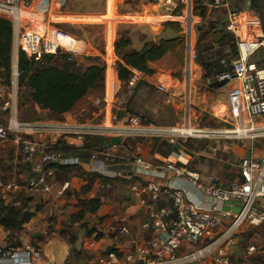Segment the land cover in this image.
<instances>
[{
	"label": "built area",
	"instance_id": "obj_1",
	"mask_svg": "<svg viewBox=\"0 0 264 264\" xmlns=\"http://www.w3.org/2000/svg\"><path fill=\"white\" fill-rule=\"evenodd\" d=\"M189 1L154 0V6L164 13L167 22H172L169 21L171 18H183V21L187 22L190 18L192 20L190 10L189 18H186L185 14L183 17L174 16V12L179 6H182V9L185 6L188 7ZM250 1L245 0V6L237 10L230 8L229 0H212L209 4H205L208 8L226 10L223 31L236 41L238 55L230 59L228 70H224L226 64L225 61H221L220 65L224 69L205 77L202 82L207 87L234 81L238 83L237 87L230 89L226 94L228 112L226 122L233 126L230 122L239 124L243 121L246 128L242 129L244 135L240 136L234 132L236 130L234 128V130L191 131V124L188 120L186 125L160 126L139 115H131L120 126H117L114 123L115 117L112 110L119 87L110 97L113 100L111 107H109L105 92L102 108L104 113L97 124L79 123L53 129L35 122L21 120L18 108L19 52L38 65L43 63L45 57H53L54 60L64 59L68 64L78 63L79 66L82 63L78 61L77 56H80L82 48L87 49V46L55 26L54 21L45 18V9L52 7L51 0H0V18L8 21L12 30L9 77L7 81L0 77V142L12 143L20 162L34 176L29 177L27 189L42 187L43 192H48L49 187L45 181L52 175L50 166L55 163L63 167L80 165V159L63 157L60 154L58 149L61 146H58L57 142L62 139L67 142V145L69 143L75 147L83 146L86 138L98 137L106 140L90 157L92 161H100L102 158L103 163L109 157L108 145L111 137L156 139L166 142L169 146H175L178 142L187 141L193 137L204 140L264 138V127L253 123V119L263 117L264 120V67L249 62V59L259 50L264 51V38H253L244 28L247 17L259 18L258 14L250 8ZM190 3L191 1L189 5ZM80 42L83 44L82 48L77 46ZM187 46H189V55L192 52L190 43ZM192 57L195 59L196 55ZM103 60L106 64L105 70L110 67L115 73L114 61L109 64L104 58ZM187 68L189 70V67ZM140 82V74L136 70H130L124 85L130 91ZM175 87L167 88L164 83H161L154 86V89L158 93L173 98L170 90ZM49 132L56 133L55 142L51 143V140L46 138L45 134ZM132 165L139 173L144 174L151 171L150 164L140 158H135ZM166 169L171 170L176 177L185 176L200 197L212 202V208L203 209L197 201L180 188L157 187L151 183L138 189L132 188L133 192L147 198V206L151 209L160 198L168 200L169 205L150 213L151 222L147 228L154 234V237L120 255L115 251H106L99 256L97 264H194L209 255H213L214 264H228L226 252L229 247L239 243L240 238H237V235L240 229L245 225L250 228L264 227V157L248 155L239 159L238 178L226 184H219L213 177H209L207 184H203L196 173L177 169L171 165L166 166ZM67 187L66 183L62 189ZM23 190L24 188L14 181L0 180L2 200H5L6 196L11 195L12 197ZM226 203H229V210L223 211L222 207ZM14 204L18 205L17 202ZM233 209L239 212L234 213ZM119 232L125 235L127 229L121 228ZM92 246L91 244L90 247ZM255 251L254 247H249L247 255L251 256ZM0 264L56 263L45 260L41 251L35 247L0 246Z\"/></svg>",
	"mask_w": 264,
	"mask_h": 264
},
{
	"label": "crops",
	"instance_id": "obj_2",
	"mask_svg": "<svg viewBox=\"0 0 264 264\" xmlns=\"http://www.w3.org/2000/svg\"><path fill=\"white\" fill-rule=\"evenodd\" d=\"M67 1L68 0H55V10H58L61 5L63 7L66 6ZM235 1L236 0H229L231 9ZM113 2L114 0H105L106 5L103 10L105 12L101 13L103 17L96 21L94 20V22L93 20L91 22V19L87 17L95 15L93 12L75 14L74 12L67 13L64 10H61V12L57 14L67 17L64 20L58 19L54 22L58 26H62V28L80 24H95V26H99L100 40H102L101 48L107 53L114 50V45L121 37L126 38L130 42L127 51L140 50L144 43L150 42L151 40H147V37L140 33L138 36L139 46H137L140 48H135L134 41L129 37V32L126 30L120 31V33L116 32L110 22L118 17H112L113 13H117V11L114 10L116 8L113 7ZM149 4L150 3L140 4V8L135 11L137 13L144 12ZM223 10L225 13L223 22H225L226 10ZM84 13L87 14L83 15ZM123 14L124 16L122 17H125L126 14ZM261 25V20L258 17L249 16L245 19L244 28L250 36L262 39L264 38V32ZM258 32L260 36L257 35ZM86 42L90 43L91 41L86 40ZM252 57L249 59V62L255 63L261 67L262 65L252 61ZM77 59L82 63L80 66L84 65L83 60ZM161 60L148 64V69L151 71L150 74L137 71L141 76L140 83H146L152 86V88L163 83L161 77L164 76V74H155V71L160 69L171 71L175 63H172L169 67H162V64L158 63ZM197 67L200 72L199 78L202 76L203 79L204 72L199 65H197ZM69 69L71 72L73 71L72 68ZM127 70L130 72V70L134 69L127 68ZM107 71H112V69L107 67ZM170 78L178 81V79L171 76ZM187 84H190L188 92L189 97H192V93L197 90V85L194 83V87H191V83H188V81ZM237 86L238 85L231 87L228 83L215 91L219 92L221 95L223 93H228L230 89ZM105 91L107 97H111L112 94L109 95L106 88ZM169 98L172 99V97ZM91 101L92 97L89 92L70 112L57 117H52L48 111L41 110L50 115V117L44 121L35 123L49 126L53 129H58L63 125H74L79 123L97 124L101 121L104 112L97 111L87 114L88 111L85 107ZM164 103L166 104L165 107H167L172 114V111H175L173 101L168 99ZM127 107L128 104L123 98L117 101L115 110L118 111V115L113 113L115 117L114 123L117 126H120L127 119ZM142 108L151 118L149 110L152 108L147 106H143ZM158 112L159 111L156 113ZM171 118H173V115H171ZM150 120L153 121H150L151 123L160 125L154 123L155 119L151 118ZM45 136L47 139L51 140V143L55 142L54 138L57 137L55 132H49L45 134ZM96 139L98 142L102 143L106 141L94 137L86 141L83 146L78 145L77 147L69 145V143L67 145L64 139L57 142L58 146L63 147L60 154L63 157L80 159V165L74 167H63L58 163L51 165L50 172L52 175L47 177L45 181L49 187L48 192H43L42 187L23 190V194L28 203L27 212L32 214V218L24 225V231L19 236L20 246L17 247H35L41 251L45 260L56 264H97L99 256L106 251L112 250L118 252L117 254L120 255L134 246L141 245L154 237V234L147 228L151 222L150 213L160 207L169 205L168 200L160 198L151 209L147 206V198L139 196L132 191V188L138 189L147 183H151L157 187L167 186L180 188L184 190L189 197L197 201L203 209L208 210L212 208V202L200 197L185 176L176 177L171 170L166 169V166L171 165L177 169L196 173L199 175L203 184H207L209 177L215 178L219 184L230 182L228 178L223 175L222 165L210 168L206 161L209 160L207 154L196 151L191 146L185 147L181 145V141L175 146H169L166 142L156 139H119V144L117 146L108 145L109 157L102 163V158H100V161H92L90 159L91 155L96 153L97 150V146L93 148V140ZM224 148L225 150L228 149V147ZM229 149L233 159H241L248 155H252L253 157H264V146L261 151L258 149H243L231 145ZM135 158H140L149 163L151 171L144 174L137 171L131 173L128 168L133 166L132 161ZM217 162L222 163L224 161L220 159L217 160ZM30 177H34L31 172ZM66 183L68 187L63 190L62 186ZM90 201L98 203L93 212L88 211V203ZM121 228H126L127 234H120L119 231ZM7 235L8 233L0 226V242L7 240ZM241 241L240 239L239 243ZM91 244L93 245L92 247H90ZM0 246L3 247L2 245ZM196 264L211 263L204 261L201 263L197 262Z\"/></svg>",
	"mask_w": 264,
	"mask_h": 264
},
{
	"label": "rangeland",
	"instance_id": "obj_3",
	"mask_svg": "<svg viewBox=\"0 0 264 264\" xmlns=\"http://www.w3.org/2000/svg\"><path fill=\"white\" fill-rule=\"evenodd\" d=\"M190 1L191 3L189 5ZM190 1L188 2V7L185 6L182 9L180 17H183V15L185 14L186 18H188V12L189 10L191 11V30L194 41L192 42L193 44L191 47V60L197 66L199 58L194 59L192 56L195 54L197 40L201 37V34L200 32L198 33L196 28L198 26L204 25L205 28L203 29V32H206V30L211 25H215L218 30L223 31L222 29L224 27L223 21L225 13L222 8L215 9L206 7L205 3L210 0H205L198 4L196 3V0ZM54 3L55 0L52 1L51 8L49 6L47 9H45L46 12L44 16L46 19L49 18L51 21L55 22L58 19L64 20L67 17L57 14L61 12V10H64L67 13L74 12L75 14L83 12H93L95 13V15L87 17L91 19V22L92 20L94 22V20L96 21L103 17V14L101 13L105 12L103 10L104 6L106 5L105 0H68L66 6L63 7L61 5L58 10H55ZM144 3L150 4L144 12L137 13L135 10H138L140 8L139 5ZM244 5L245 0H236L235 3L232 4V9H242ZM113 7L116 8L114 10H116L117 13H113L112 17H118H114L115 19L113 21H110L111 25L118 33L125 30L129 32V37L134 41L135 48H140L137 47L139 46L138 36L140 33L145 35L147 37V40H151L156 43L162 39L169 40L178 36L182 37L184 43L182 60L179 61L175 56L171 54L166 55V57L158 63H161L162 67H169L172 63H175V65L171 68V71L163 69L155 71V74H164V76L161 77V80L167 86V88H172L175 86L176 87L170 90V93L173 95L172 99L169 98V95L158 93L154 88H152V86H149L146 83H139L132 90L128 91L124 85V80L120 81L116 71L114 73V71L112 72L105 70V75L107 78L105 87L103 84L102 88H98L93 92H90L92 101L89 102L85 107L88 111L87 114H91V112L102 111V108L104 106L105 88L110 95L119 87L116 92L114 102L110 98V96H106L109 102V107H111L112 102L114 103L112 111L115 115L118 113V111L115 110L117 101L120 98H123L128 104V107L126 109V114H128V117L131 115H141L143 117H146L148 120H150L151 118L155 119L154 123L160 125H186L188 120L190 121L191 128L196 131H216L232 130L233 128H246L243 121H241L242 123L239 122V124L237 122H230L231 124H233V126H230V124L226 122L228 115L226 101L227 93L222 92L223 94L220 95L219 92L215 91L217 88H209L203 85L202 76L201 78H199L200 72L198 71V69L196 70L194 77H191L190 73H188L189 70L186 65L190 58L188 57L189 55L186 51V47L190 43V33H187V22H184V24L178 23L174 20H169L172 22H167L164 13L159 11L154 6V0H114ZM195 11H199L198 14H196ZM123 13L126 14L125 17H122L124 16ZM86 14L87 13H84L83 15ZM173 22L177 23L178 25H171L170 27L174 31L178 32H174L170 29H165L163 26L164 23ZM54 25L61 28L62 30L65 29L64 31L74 36L77 40L83 41L87 46V49L83 47L81 53H79L80 56H77V58L84 61V65H82L83 67L80 66V68H76L75 66H72L74 71H81L91 63L98 62L105 67L106 64L103 58L109 64H112V61H114V70H116V66L119 63V57L117 54H115L114 50L107 53L101 48L102 40H100L99 26H95V24H80L62 28V26L60 27L57 24ZM257 35L260 36V33L258 32ZM256 38L261 39L259 37ZM86 40L91 41L92 43H87ZM83 51L84 53H82ZM230 55L231 53L226 46L220 47L218 44H214L211 45L209 49L201 55V58H203L207 63L209 61H212L213 64L215 63V61H228V59H231ZM101 56H103L102 59ZM111 56H113V58ZM252 61L264 66V51L259 50L257 53H255L252 57ZM52 63L57 66H62L65 62H63L61 59H56ZM68 66L70 68V65ZM216 71L217 70L213 69V72L211 73H214ZM188 75V83H191V87H194V83L195 85H197V90L192 93V97H189L188 92L190 86V84H187ZM170 76L178 79V81H176L175 79H171ZM229 84L231 85V87L238 85V83L235 81ZM168 99L172 100L175 105V111H172V114L171 111H169V109L165 107L166 104L164 102ZM143 106L152 108H150L151 110H149L151 118L147 113L144 112L145 110H142ZM18 108L19 117L23 121L31 123L41 122L50 117V115L44 113L29 101L28 92L23 87L20 89ZM157 111L159 112L156 113ZM171 115H173V118H171ZM256 122L257 124H260L264 127L263 117L259 118V121L258 119H253V123ZM180 143L185 147L191 146L194 150L207 154L209 156V160H206L208 166L210 168H215L218 167V165H222L223 175L228 178V181H232L238 178V170L236 166L240 158H232L229 146H237L243 149H258L261 151L264 146V138H256L254 140H250L247 138L235 140H204L198 137H193L188 139L187 141H181ZM224 147H228V149L225 150ZM220 159H223L224 162H217V160ZM29 177L30 171L20 162L14 145L9 142H0V180L8 182L14 181L16 184L21 186V188L27 189ZM5 198V200H2V196L0 195V201H3L5 204L15 203L16 201L24 203L26 206L28 204L23 191L12 195V197L10 195L6 196ZM237 238H240L242 241L229 247L226 252V256L228 257V264H264V227L250 228V226L245 225L240 229ZM0 245H2L3 247H7L10 246V243L8 240H5L3 242H0ZM249 247H254L256 249L255 253L251 254V256L247 255V249ZM212 258L213 255H209L202 259L200 263L205 261L214 264Z\"/></svg>",
	"mask_w": 264,
	"mask_h": 264
},
{
	"label": "trees",
	"instance_id": "obj_4",
	"mask_svg": "<svg viewBox=\"0 0 264 264\" xmlns=\"http://www.w3.org/2000/svg\"><path fill=\"white\" fill-rule=\"evenodd\" d=\"M203 1L205 0H196V3L198 4ZM211 1L212 0L208 2L210 3ZM208 2L205 4H209ZM250 8L258 14L264 32V0H251ZM181 10L182 6H179L174 12V16H179ZM198 12L199 11H195L196 14H198ZM171 25L178 24H163L165 29L174 31L170 27ZM199 32L201 37L197 40L195 55L196 58H199L197 64L204 72V79L205 77L219 73L224 69L219 64L221 61H215V63L212 64V61L207 63L201 58V55L208 50L211 45L218 44L220 47L226 46L231 53V59L236 58L238 52L234 38L227 35L224 31L218 30L215 25H211L206 32H203V29ZM129 46V40L124 37H121L114 45V52L119 57V63L116 66L115 71L120 81L124 80V83L129 77V71L127 68L134 69L144 74H150L151 71L148 69L149 63L161 60L169 54L175 56L181 61L184 51L183 39L179 36L169 40L162 39L157 43L153 41L146 42L143 44L142 48L137 51H127ZM11 52V25L8 21L0 18V77L4 78L5 81L8 80L10 73ZM61 60L65 62L64 59ZM53 61V57H45L43 63L38 65L29 60L23 53L19 52L18 84L19 98L20 89L23 87L27 90L28 99L33 105L40 110L48 111L52 117H57L70 112L89 92L102 88L104 84L105 67L99 62L91 63L81 71L73 70L71 72L68 65H70V68H72V66L80 68V65L78 66L76 63L68 64L65 62L62 66H57L52 63ZM225 64L226 68L224 70H228L230 68V59L225 61ZM213 69L217 71L211 73L213 72ZM106 81L107 78L105 75V82ZM225 85L226 83H221L220 85H213L209 88L219 89ZM89 139L90 138H86L84 143ZM93 141V148L97 146V152L101 147L102 142H98L97 139ZM62 148L63 147L58 149L60 153L62 152ZM97 205V202L90 201L88 203V211H95ZM31 218L32 214L27 212V206L24 203L18 202V205L16 206L14 203L5 204L3 201H0V226L8 233L7 240L9 241L11 248L20 246L19 236L24 231V225L27 224Z\"/></svg>",
	"mask_w": 264,
	"mask_h": 264
},
{
	"label": "bare ground",
	"instance_id": "obj_5",
	"mask_svg": "<svg viewBox=\"0 0 264 264\" xmlns=\"http://www.w3.org/2000/svg\"><path fill=\"white\" fill-rule=\"evenodd\" d=\"M191 9V8H190ZM191 12V11H190ZM189 18V17H188ZM170 20H174V21H176V22H179V23H182V24H184V21H183V18H171ZM83 42V41H82ZM82 42H80V43H77V46L80 48H82L83 47V44H82ZM189 42H190V45L192 44V42H194L193 41V34H192V30H191V32H190V34H189ZM192 46V45H191ZM190 59V61H189V73H190V76L191 77H194L195 76V72H196V70L198 69L197 68V66L193 63V61L191 60V53H189V56H188ZM106 71H107V68H106ZM104 78H105V75H104ZM106 92V91H105ZM106 96H107V94H106ZM190 130L191 131H194V129H192L191 128V126H190ZM234 132H236V133H238L240 136H243L244 134H243V132H244V130H242V129H236Z\"/></svg>",
	"mask_w": 264,
	"mask_h": 264
},
{
	"label": "water",
	"instance_id": "obj_6",
	"mask_svg": "<svg viewBox=\"0 0 264 264\" xmlns=\"http://www.w3.org/2000/svg\"><path fill=\"white\" fill-rule=\"evenodd\" d=\"M187 25H188V27H187V33L189 34V33H190V26H191V18L187 21ZM204 27H205L204 25H202V26H198V27L196 28V30L199 32V31H201L202 29H204ZM186 51H187V52L189 51V46L186 47ZM186 66L189 67V62L187 63ZM188 79H189V77H187V81H188ZM110 144H111L112 146H117V145L119 144V139L116 138V137L111 138V139H110ZM128 170H130V172L133 173V172L135 171V168H134V166H130V167L128 168ZM228 206H229V203L224 204L223 207H222V210H223V211H227V210H229V207H228ZM233 212H234V213H238L239 210H237V209H233Z\"/></svg>",
	"mask_w": 264,
	"mask_h": 264
}]
</instances>
